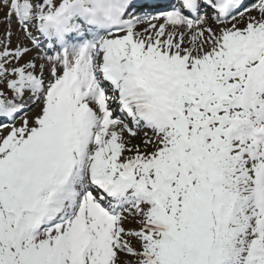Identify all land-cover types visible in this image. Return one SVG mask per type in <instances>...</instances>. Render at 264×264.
<instances>
[{"label": "snow or ice", "instance_id": "obj_1", "mask_svg": "<svg viewBox=\"0 0 264 264\" xmlns=\"http://www.w3.org/2000/svg\"><path fill=\"white\" fill-rule=\"evenodd\" d=\"M0 22V264H264V0Z\"/></svg>", "mask_w": 264, "mask_h": 264}, {"label": "bare ground", "instance_id": "obj_2", "mask_svg": "<svg viewBox=\"0 0 264 264\" xmlns=\"http://www.w3.org/2000/svg\"><path fill=\"white\" fill-rule=\"evenodd\" d=\"M12 31L14 33L13 38H12L13 39V44H15L16 39H17V35H16L17 32L14 29H12ZM136 142H138V141L137 140H133V143H136Z\"/></svg>", "mask_w": 264, "mask_h": 264}, {"label": "rangeland", "instance_id": "obj_3", "mask_svg": "<svg viewBox=\"0 0 264 264\" xmlns=\"http://www.w3.org/2000/svg\"><path fill=\"white\" fill-rule=\"evenodd\" d=\"M37 111V110H36ZM35 113V112H34ZM34 113H32V114H29L28 116H29V118L32 116V115H34Z\"/></svg>", "mask_w": 264, "mask_h": 264}]
</instances>
